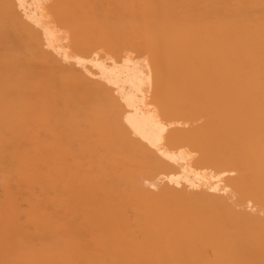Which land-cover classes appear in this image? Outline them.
<instances>
[{"label": "bare ground", "instance_id": "1", "mask_svg": "<svg viewBox=\"0 0 264 264\" xmlns=\"http://www.w3.org/2000/svg\"><path fill=\"white\" fill-rule=\"evenodd\" d=\"M0 264H264V0H0Z\"/></svg>", "mask_w": 264, "mask_h": 264}, {"label": "snow or ice", "instance_id": "2", "mask_svg": "<svg viewBox=\"0 0 264 264\" xmlns=\"http://www.w3.org/2000/svg\"><path fill=\"white\" fill-rule=\"evenodd\" d=\"M160 127H161V130L163 131V130H164V127H163V125H161Z\"/></svg>", "mask_w": 264, "mask_h": 264}]
</instances>
